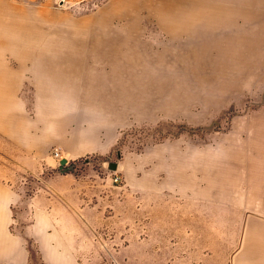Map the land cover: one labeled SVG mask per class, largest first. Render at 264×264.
Returning <instances> with one entry per match:
<instances>
[{"label": "rangeland", "instance_id": "obj_1", "mask_svg": "<svg viewBox=\"0 0 264 264\" xmlns=\"http://www.w3.org/2000/svg\"><path fill=\"white\" fill-rule=\"evenodd\" d=\"M127 1L0 0V14L32 21L43 30L65 29L63 37L56 36V44L72 36L89 40L94 33L90 27L124 33L132 25L158 49L171 42L170 33L157 21L158 14L165 13L159 0H146L148 4L136 0L133 8ZM171 8L177 12L189 6ZM130 15H139V21H131ZM12 24L10 19L5 21V27ZM261 33L255 38L261 44L246 49L247 55L255 53L242 83L225 78L220 64L213 70L207 68L204 76L167 79L175 83L165 86V102L156 117L120 129L110 154L87 155L75 163L72 172L77 176L114 172L113 179L119 177L114 183L119 186L125 174L140 175L153 168L160 177L180 179L179 185L163 193L168 204L163 201L161 209L168 214L157 220L154 230H147V219L134 208L133 220L124 222L119 215L117 230L104 225L94 232L99 240L78 247V264H240L252 224L264 223V180L249 173L256 162L264 163V28ZM9 35L3 32L5 43ZM4 50L0 45L2 67L15 73L1 88L7 92L11 83L12 94L0 104V180L25 199L36 192L41 180L57 172L60 164L53 151L57 149L62 158L65 155L58 146L43 147L47 108L41 100L54 97L55 92H48L44 84L37 86L33 62H19ZM203 68L200 64L197 70ZM51 160L55 168L48 163ZM30 161L33 174L11 171L13 163ZM111 162L117 164L115 169L109 167ZM126 163L131 166L126 168ZM10 232H19L14 223ZM151 237H156L152 244ZM25 247L27 264H45L34 241L27 239ZM157 254L165 258L152 257Z\"/></svg>", "mask_w": 264, "mask_h": 264}, {"label": "crops", "instance_id": "obj_2", "mask_svg": "<svg viewBox=\"0 0 264 264\" xmlns=\"http://www.w3.org/2000/svg\"><path fill=\"white\" fill-rule=\"evenodd\" d=\"M159 2L165 5L166 0ZM168 2L188 4L189 11H185L189 13L158 14L157 21L172 41L159 49L142 38L135 25L124 33L92 28L89 40L72 36L54 43L57 35L65 34L63 30L50 35L46 46L5 47L4 51L19 62H33L37 86L44 84L48 92H55L54 97L41 100L47 108L43 147L58 146L68 162L91 154L105 156L117 144L120 129L157 116L165 102V86L175 83L170 80L182 75L204 76L203 72L215 69V64L222 66L226 72L222 75L227 79L239 82L244 77L255 53L247 55L246 49L254 50L258 42L255 38L264 28V0ZM130 20L138 22L139 15H132ZM200 64L204 68L199 72ZM14 73L0 62V104L12 94L11 83L6 86L7 92L1 88ZM48 163L55 168L52 160ZM13 166V173L33 174V161L15 162ZM56 169L55 174L42 178L36 192L25 199L0 180V264H27V239L38 246L45 264H78V247L99 240L94 232L104 225L117 230L119 215L124 222L133 220L134 208L147 219V230H154L157 220L168 214L161 209L163 201L168 204L163 193L179 185L180 180L169 175L160 177L153 168L140 175L125 174L119 186L114 183V172L77 176L60 166ZM200 192L207 195L208 191ZM13 223L19 229L16 234L10 232ZM251 229L240 264H264V223L254 222ZM155 239L151 237L150 243ZM152 257L165 258L161 254Z\"/></svg>", "mask_w": 264, "mask_h": 264}, {"label": "bare ground", "instance_id": "obj_3", "mask_svg": "<svg viewBox=\"0 0 264 264\" xmlns=\"http://www.w3.org/2000/svg\"><path fill=\"white\" fill-rule=\"evenodd\" d=\"M135 1L136 0H130V2H128L127 3V6H129L130 8H133L134 6H132V4H135ZM141 1V0H140ZM149 2H150V0H148ZM169 1H171V0H169ZM136 3H137V1H136ZM143 3V2H142ZM145 3H147L146 2V0H145ZM183 3V2H182ZM125 4V3H124ZM148 4V3H147ZM136 5H139V2H138V4H136ZM152 5H153V3H152ZM142 6H145V4L144 5H142ZM151 6V5H150ZM164 7V10H165V13L166 14H173V13H179V12H185V10H188L189 11V9H183V8H181L180 10H177V12H175V11H173V9L171 8V7H174V6H178V5H173V4H169V2H168V0H166V3H165V5H163ZM123 7H125L124 5H123ZM139 7V6H138ZM147 7V6H146ZM145 7V8H146ZM162 7V6H161ZM178 7H180V5L178 6ZM184 7V6H183ZM128 8V7H127ZM140 8V7H139ZM138 8V9H139ZM176 8V7H175ZM174 8V9H175ZM251 8V7H250ZM121 9V8H120ZM124 9V8H123ZM135 9V8H134ZM133 9V10H134ZM152 9V8H151ZM155 9H156V7H155ZM178 9V8H177ZM148 10H150V9H148ZM160 10V9H159ZM163 10V9H162ZM176 10V9H175ZM138 11V10H137ZM134 12H135V10H134ZM134 12H132V13H134ZM160 12V11H159ZM125 13V12H124ZM130 12H128L127 11V14H129ZM152 13V12H151ZM121 15H123V14H121ZM264 17V16H263ZM129 18V17H128ZM166 18V17H165ZM261 18H262V16H261ZM10 19V21L11 22H13V24L11 25V27L10 28H8V27H5V21H7V20H9ZM32 19V18H31ZM252 19V18H251ZM47 20V19H46ZM53 20V19H52ZM91 20V19H90ZM27 23H26V22ZM25 21H23V19H21V20H17V19H14V18H12V17H9V18H5V17H3V16H1V14H0V45H2V46H4V47H8V46H14V45H19V43H22V45L21 46H24V45H29V46H34L33 48H36L35 46H41V45H45L46 46V44L49 42H47V40H49V39H51V38H48V37H50V35H52L53 36V34L54 33H56L57 31H61V33L63 32V30L65 31V29H61V28H59V29H56V28H48L47 30H43L42 28H39L38 27V25L37 24H33V22L32 21H28V20H25ZM257 21V20H256ZM74 22V21H73ZM247 22V21H246ZM28 23H31V25L30 24H28ZM246 24V23H245ZM256 24V23H255ZM17 25H18V27H17ZM90 25V24H89ZM258 25V24H257ZM86 26V25H85ZM84 26V27H85ZM73 27V26H72ZM88 28H89V26H87ZM44 28V27H43ZM78 28V27H77ZM91 29L93 28V27H90ZM254 28V27H253ZM85 29V28H84ZM250 29V28H249ZM252 29V28H251ZM81 30H83V29H81ZM89 30V29H88ZM4 31H8V32H10V34L11 35H9V36H11L10 37V39H8V41L5 43L3 40H2V35H3V32ZM97 31V30H96ZM217 32V31H216ZM60 33V34H61ZM132 33V32H131ZM21 34L23 35V36H21ZM57 34V33H56ZM56 34H55V36H56ZM113 34V33H112ZM120 34V33H119ZM198 34V33H197ZM101 35V34H100ZM138 35V34H137ZM54 36V37H55ZM18 37H20V39H21V37H22V39L21 40H19V38ZM54 37H52V39L54 38ZM62 37H63V35H62ZM73 37H75V36H73ZM232 37V36H231ZM178 38V37H177ZM69 39H71V38H69ZM68 39V40H69ZM65 40V39H64ZM68 40L66 41L67 43H68ZM171 40V39H170ZM71 41H73V40H71ZM70 41V42H71ZM75 41V40H74ZM108 41V40H107ZM176 41V40H175ZM78 42V41H77ZM149 42V41H148ZM169 42V41H168ZM172 42V41H171ZM191 42V41H190ZM228 42V41H227ZM50 43V42H49ZM51 43H53V42H51ZM60 43V42H59ZM74 44L76 43V41L75 42H73ZM81 43V42H80ZM80 43H79V46H80ZM85 43V42H84ZM83 43V44H84ZM95 43V42H94ZM93 43V44H94ZM107 43V42H106ZM69 44H72V42L71 43H69ZM82 44V43H81ZM82 44V45H83ZM86 44V43H85ZM100 44V43H99ZM98 44V45H99ZM162 44V43H161ZM160 44V45H161ZM164 44V43H163ZM169 44H171V43H169ZM54 45V44H53ZM52 45V46H53ZM63 45H64V43H63ZM62 45V46H63ZM78 45V44H77ZM97 45V44H96ZM140 45V44H139ZM158 45H159V43H158ZM157 45V46H158ZM174 45H176V44H174ZM49 46V45H48ZM51 46V47H52ZM54 46H57V45H54ZM66 46V45H65ZM64 46V47H65ZM71 46V45H70ZM69 46V47H70ZM75 47V46H74ZM78 47V46H77ZM141 47V46H140ZM169 47H171V45L169 46ZM50 48V47H49ZM53 48V47H52ZM56 48H58V47H56ZM104 48V47H103ZM177 48H178V46H177ZM179 48H180V45H179ZM39 49V48H38ZM45 49V48H44ZM142 49V48H141ZM41 50V49H40ZM101 50V49H100ZM177 50V49H176ZM92 51V50H91ZM120 51V50H119ZM90 52V51H89ZM96 53V52H95ZM258 53V52H257ZM104 54V53H103ZM190 54V53H189ZM188 55V54H187ZM177 56V55H176ZM149 57V56H148ZM224 57H225V55H224ZM226 58V57H225ZM224 59V58H223ZM180 60H182V58L180 59ZM186 60V59H185ZM229 60V59H228ZM190 61V60H189ZM226 62V61H225ZM149 65V64H148ZM190 67H192V66H190ZM139 71V70H138ZM136 72V71H135ZM125 74V73H124ZM232 77V76H231ZM119 78V77H118ZM237 78V77H236ZM231 80V79H230ZM242 80V79H241ZM244 80H245V78H244ZM232 81V80H231ZM234 82H235V80H233ZM238 81L239 82H241L239 79H238ZM250 81V80H249ZM249 81H247V82H249ZM238 82V83H239ZM246 82V83H247ZM235 83H237V79H236V82ZM242 83V82H241ZM264 131V130H263ZM260 138V137H259ZM247 147V146H246ZM246 149V148H245ZM253 151V150H252ZM251 151V152H252ZM246 153V152H245ZM262 156H264V148H263V152H262V154H261ZM246 160V159H245ZM229 161V160H228ZM246 162V161H245ZM247 163V162H246ZM246 163H244V165L246 164ZM245 168V167H244ZM253 177H257L260 181H262V180H264V163H262V162H260L259 161V163L258 162H256L255 164H254V166L252 167V169H251V171L249 172ZM245 179V178H244ZM263 182V181H262ZM263 186V185H262ZM211 191V190H210Z\"/></svg>", "mask_w": 264, "mask_h": 264}, {"label": "trees", "instance_id": "obj_4", "mask_svg": "<svg viewBox=\"0 0 264 264\" xmlns=\"http://www.w3.org/2000/svg\"><path fill=\"white\" fill-rule=\"evenodd\" d=\"M81 160H82V158H79V159H76V160H73V161H69L68 164L63 167V171L72 172V169L74 168L75 163L79 162ZM74 174L77 175V173H74Z\"/></svg>", "mask_w": 264, "mask_h": 264}, {"label": "water", "instance_id": "obj_5", "mask_svg": "<svg viewBox=\"0 0 264 264\" xmlns=\"http://www.w3.org/2000/svg\"><path fill=\"white\" fill-rule=\"evenodd\" d=\"M67 162H68V160H67L66 158H62V159H60V161H59L60 168H63V166H64ZM116 166H117V164H116L115 162H111V163L109 164V167H110L111 169H115Z\"/></svg>", "mask_w": 264, "mask_h": 264}, {"label": "built area", "instance_id": "obj_6", "mask_svg": "<svg viewBox=\"0 0 264 264\" xmlns=\"http://www.w3.org/2000/svg\"><path fill=\"white\" fill-rule=\"evenodd\" d=\"M53 157L59 162L60 161V159H62V154H60V152L57 150V149H55L54 151H53ZM114 181H118L119 180V177L118 176H115L114 177V179H113Z\"/></svg>", "mask_w": 264, "mask_h": 264}]
</instances>
